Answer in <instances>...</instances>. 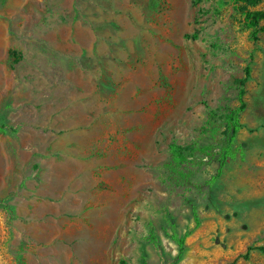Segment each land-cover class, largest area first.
<instances>
[{
  "label": "rangeland",
  "instance_id": "rangeland-1",
  "mask_svg": "<svg viewBox=\"0 0 264 264\" xmlns=\"http://www.w3.org/2000/svg\"><path fill=\"white\" fill-rule=\"evenodd\" d=\"M243 5L0 0V264H264V20L253 40Z\"/></svg>",
  "mask_w": 264,
  "mask_h": 264
},
{
  "label": "trees",
  "instance_id": "trees-1",
  "mask_svg": "<svg viewBox=\"0 0 264 264\" xmlns=\"http://www.w3.org/2000/svg\"><path fill=\"white\" fill-rule=\"evenodd\" d=\"M235 2L243 3V6L238 8L239 13L242 15L244 22L247 27L251 29L252 39H256V35L263 31V28L259 26V22L264 20V12L262 11H247L246 7H255L261 2V0H231ZM249 77V68L246 66L243 70V78L238 81L237 87V106L231 109L223 120L224 136L226 138V147L222 149L219 160L218 169H220L226 158L230 155L229 146L233 143L236 133L239 131L241 125L238 123V115L244 110L243 96L245 94V84ZM169 154V162L174 166H182L186 163L185 150L175 144L170 143L167 147ZM191 215L194 220H196V214L194 208H191ZM171 239L175 243L177 249L181 251L183 249L184 240L183 237H178L176 234L171 235ZM254 250L262 253L264 255V247L257 246L253 248ZM248 251V250H247ZM19 264H22L21 261Z\"/></svg>",
  "mask_w": 264,
  "mask_h": 264
}]
</instances>
